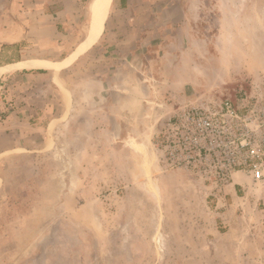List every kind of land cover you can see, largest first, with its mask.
Listing matches in <instances>:
<instances>
[{
  "label": "rangeland",
  "instance_id": "1",
  "mask_svg": "<svg viewBox=\"0 0 264 264\" xmlns=\"http://www.w3.org/2000/svg\"><path fill=\"white\" fill-rule=\"evenodd\" d=\"M36 1L0 0V25L21 20ZM81 1L69 38V49L79 44L74 52L93 18L94 0ZM196 5L201 41L186 52V101L139 121L104 122L95 110L101 128L115 122L119 133L90 127L80 115L56 127L46 148L0 160V264H264V179L248 169L222 179L228 157L213 134V144L199 140L205 153H186V165L175 166L169 154L175 113L185 106L216 112L226 99L244 115L259 113L246 123L259 127L252 144L264 143V0ZM186 128L189 136L197 130L192 118Z\"/></svg>",
  "mask_w": 264,
  "mask_h": 264
},
{
  "label": "crops",
  "instance_id": "2",
  "mask_svg": "<svg viewBox=\"0 0 264 264\" xmlns=\"http://www.w3.org/2000/svg\"><path fill=\"white\" fill-rule=\"evenodd\" d=\"M81 2L38 0L21 20L0 25V160L46 148L67 119L99 125L95 110L104 122L139 121L186 101V52L200 38L196 0H113L101 41L65 65L79 45L69 49ZM115 122L99 129L119 133Z\"/></svg>",
  "mask_w": 264,
  "mask_h": 264
},
{
  "label": "built area",
  "instance_id": "3",
  "mask_svg": "<svg viewBox=\"0 0 264 264\" xmlns=\"http://www.w3.org/2000/svg\"><path fill=\"white\" fill-rule=\"evenodd\" d=\"M248 106L247 103L246 107ZM186 118H192L197 125V130L190 136L186 128ZM259 118L261 116L254 110H250L248 115L242 114L230 99L223 101L220 110L216 112H210L206 107H182L170 119L173 139L170 141L169 154L172 163L175 166L186 165V153L190 157H194V152L197 155L205 153L206 148L200 145L199 140L204 139L213 144V139L209 137L213 134L216 137V148L224 151L228 157V166L222 173V179L229 181L232 174L241 169H248L256 181L264 179V161L259 160L261 152L264 151V143L256 146L252 144L259 127L253 128L250 123H246ZM188 139L191 145L187 144ZM225 147H230V151L226 152ZM245 150L248 153L247 158L239 159V154ZM181 155L184 156L183 159L175 160L176 156Z\"/></svg>",
  "mask_w": 264,
  "mask_h": 264
},
{
  "label": "bare ground",
  "instance_id": "4",
  "mask_svg": "<svg viewBox=\"0 0 264 264\" xmlns=\"http://www.w3.org/2000/svg\"><path fill=\"white\" fill-rule=\"evenodd\" d=\"M111 0H94L92 6V22L90 36L86 41L78 47V49L70 56L69 60L65 62V65L73 61L79 54L88 50L94 43L98 41L103 30V22L106 20V16L109 13L111 7Z\"/></svg>",
  "mask_w": 264,
  "mask_h": 264
}]
</instances>
